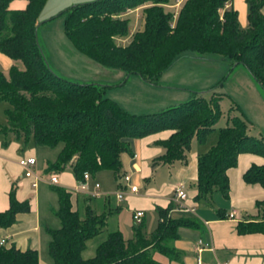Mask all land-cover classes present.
I'll return each instance as SVG.
<instances>
[{
    "label": "trees",
    "instance_id": "16d2710c",
    "mask_svg": "<svg viewBox=\"0 0 264 264\" xmlns=\"http://www.w3.org/2000/svg\"><path fill=\"white\" fill-rule=\"evenodd\" d=\"M11 0H0V53L13 61L7 73L0 71V101L6 104V123L1 132L31 139L37 147L56 148L46 174L69 169L75 180L108 170L118 174L120 154L129 149L128 139L164 129L171 134L158 144L164 153L157 160L183 158L189 141H198L214 130L220 116L218 101L222 93L210 89L208 99L192 92L189 99L157 112L131 113L106 96L110 85L94 81L78 82L54 72L38 40L39 14L47 0H26L23 9L8 8ZM171 0H91L75 3L63 15L62 31L74 49L98 65L120 70L124 76L137 75L157 86L161 73L185 52L197 58L220 59L232 68L241 65L264 94V0H245L246 25L240 27L231 0H181L173 13L166 9ZM142 6L143 27L126 44L116 38L128 33L127 19L120 15ZM193 55V56H194ZM18 62L22 65L20 68ZM229 68V69H230ZM243 116L230 115L217 129L214 144L197 156L194 200L205 205L213 191L227 197V168L236 164L238 153L250 152L264 158V139L247 132ZM247 184L264 188V164H251L243 173ZM57 206L53 214L57 228H46L47 254L52 264H161L154 252L178 259L172 246L179 227L197 228L190 218H170L169 208H156L157 221L145 234L140 221L132 235L119 230L105 233L91 257L83 258L85 241L99 234L105 214L89 208L83 215L71 209L72 191L53 186ZM258 221L239 222L238 233H264V202H257ZM26 200L17 202L9 193V207L0 212V227L14 222L17 212H26ZM35 249L19 250L0 245V264H37Z\"/></svg>",
    "mask_w": 264,
    "mask_h": 264
},
{
    "label": "crops",
    "instance_id": "0c3cea01",
    "mask_svg": "<svg viewBox=\"0 0 264 264\" xmlns=\"http://www.w3.org/2000/svg\"><path fill=\"white\" fill-rule=\"evenodd\" d=\"M86 1L91 0H47L39 17H41V13L49 14L50 17L48 19L43 17L40 19L41 22L39 20L38 29L42 28L37 35L50 68L62 77L73 81L83 80L82 82H90L84 80H86L87 74L96 69L95 64L77 52L64 34L51 33L46 26L53 18V14H59L72 4ZM25 5L26 0H11L8 3V8L20 10ZM230 6L236 11L238 25L245 27L247 15L245 0H231ZM141 8L142 6L129 9L120 15L127 19L128 33L124 37L116 38L117 43H119L118 41L127 43L134 32L142 29ZM261 13L264 14V4L261 7ZM136 16L139 18L137 26H135ZM12 64L11 59L0 53V71L7 73ZM205 68H215V71H221L222 66L221 64L218 66L209 64L192 54L190 58L184 54L179 56L161 73L158 85H152L155 87L154 91H169L168 95L171 96L166 99L167 95L165 97L158 96V99H155L156 102L146 103L138 110L157 112L156 109L159 111L166 108L163 107L165 102L171 104L170 106L176 105L174 103L179 99H189L192 92L210 90L219 82L217 78L220 76V71L219 75L207 80L206 76H203ZM176 70H180L182 76L191 74L193 77H197V79H191L193 85H184L186 86V89L182 88L184 92H176L179 91L176 89H181L178 87V83H168L170 79H167L166 76L170 71L176 73ZM110 73L115 74V72ZM202 76L205 77L206 83L203 78L200 83ZM126 77L117 81L118 83L105 81V84L111 86L106 89L105 94L128 111L115 95H111L109 90L123 84ZM181 78L183 79V77ZM213 81L216 83H212ZM143 83L150 85L144 81ZM190 88L198 91H190ZM219 102L220 99L218 105ZM5 106L6 104L0 101V126L6 123ZM212 131L201 141L193 136L189 141L188 149L183 152V158L167 162L157 160V157L164 153V148L158 142L166 139L172 130L164 129L128 139L129 149L120 154L121 166L118 174H113L108 170L99 171L89 176L86 181L89 189L92 188L94 182H98L99 189L103 193L98 197L89 196L79 190V181L75 180L69 169L54 173L57 176V183L50 184L48 182L50 174L45 172L46 163L55 158L57 151L49 155V150L46 147L35 146L31 139L23 141L21 136L0 131V212L9 207L10 191L13 192L17 202L26 200L28 203L26 212H17L12 224L0 227V239L4 240L3 245L6 247L12 245L19 250L35 249L38 256L37 264H52L47 254L49 237L46 228L59 226V220L53 214V210L57 206V196L52 189L53 186H59L72 191L69 198L71 209L78 210L80 215H83L88 208L94 214H105L102 230L105 228V233L119 230L125 238L132 235L134 222L131 216L135 210L143 212L140 221L144 224L145 234L150 233L155 227L157 221L155 209L158 207H168L167 215L170 218L194 219L198 223L197 228L179 227L177 238L171 243L180 254L178 259H168L156 252L152 254V258L161 264H264V233H238L236 231V225L239 222L261 219V212L256 207V203L264 202V188L255 183L243 182L241 176L251 164H264L262 156L250 152L238 153L235 166L227 168L225 171L228 180L227 197H223L218 191H213L210 194L208 205L194 200L197 156L206 152L214 144L216 135L213 138H208ZM23 156L35 158L33 171L39 178L35 187L30 185L32 178L24 177L21 168L17 165V160ZM123 175H129V184L136 186V193L127 192L128 188L122 179ZM178 185L183 187L186 194L183 200L185 209L179 208L173 199L174 188ZM118 190H123L125 193L120 200L114 195ZM44 255L47 258L43 259Z\"/></svg>",
    "mask_w": 264,
    "mask_h": 264
},
{
    "label": "rangeland",
    "instance_id": "374dc122",
    "mask_svg": "<svg viewBox=\"0 0 264 264\" xmlns=\"http://www.w3.org/2000/svg\"><path fill=\"white\" fill-rule=\"evenodd\" d=\"M180 2L181 0L169 1L166 9L170 10L174 16ZM138 15L140 14L138 13ZM40 16L41 17H39V20L43 19V17L44 19H48L50 17L49 14L46 13L45 14L41 13ZM138 22H139V18L136 16L135 26L138 25ZM62 25H63V15L53 14V18L48 23L46 28H49L51 33L58 32L60 34H63ZM39 28L40 29L37 30V35H38V31H40L42 27ZM118 42L126 43V41L123 42L118 41ZM191 54H192L191 52H185L184 56H188V58H190ZM202 60H204L205 62H209V64H214L215 66H218L220 64L222 66L221 71L220 70L215 71L216 67L214 69L205 68L203 75L206 76L208 80L215 75H219V71H220V76L219 78H217V81H220L221 85H217L216 87L213 88V90L215 92L222 93L219 102L220 116L214 124V131H212L208 135V138L215 137L216 135L215 132L217 131V129L227 124L230 115H235V116L242 115L243 118L248 121L247 132L256 137H263L264 139V94L261 91V89L258 87L256 82L253 80V78L239 64L230 68V66L226 63V61L220 60L219 58L218 59L202 58ZM92 62L93 64H95L96 69L92 70L91 73L87 74L85 78L86 80L84 81H94L99 84H105V81H112V83H116L117 81L122 80L123 77H126L124 76V73L120 70L108 69L98 65L93 60ZM18 64L21 68L22 65L19 62ZM110 72H115V74H112ZM182 75L183 74H181L180 70H176V73L170 71V73L166 76L168 77L167 79H170L168 83H178L177 85L181 89H176L179 90L176 92H184V89H182L183 87L186 89V86L184 85H193L194 83L192 84L191 79L192 78L197 79V77H193L191 74L185 76ZM203 76L200 77V83L202 78L204 83H206L205 77ZM181 77H183V79ZM75 81L82 82L83 80H75ZM212 83H216V82L213 81ZM149 86L145 85V83H143V81L140 79L139 76L129 75L126 77L125 82L123 84L114 86L109 90L111 91V95H115L118 101L121 103V105H123L129 112L131 111L132 113L139 114V113H148V112H144V110H138L140 106H143L146 103L156 102L155 99L156 98L158 99V96L165 97L167 95L165 99L171 96L168 95L170 94L169 91H154L153 88L155 87H153L152 85ZM190 89H189L190 91L192 90L198 91L193 88ZM167 90H171V89H167ZM200 93H202V95L206 99H208V97L211 95V91L208 89ZM177 101L178 102H175L174 104H179L185 100L179 99ZM163 105H164L163 107H167L170 106L171 104L169 103L166 104L165 102L163 103ZM156 111H158V109H156ZM46 149L49 150L48 154L51 155L57 151L58 147L53 149L50 148H46ZM104 237H105V228L96 236L88 239V241L85 243L86 247L81 253V256L83 258L91 257L94 254V248L96 244L99 243L101 240H103ZM45 258H47L46 255L43 256V259Z\"/></svg>",
    "mask_w": 264,
    "mask_h": 264
},
{
    "label": "built area",
    "instance_id": "2783aa9c",
    "mask_svg": "<svg viewBox=\"0 0 264 264\" xmlns=\"http://www.w3.org/2000/svg\"><path fill=\"white\" fill-rule=\"evenodd\" d=\"M17 165L21 168L24 177H31L32 178L30 185H31V187H35L37 184V181L39 180V178L34 174V171H33V166L35 165V158L32 156L20 157L17 160ZM88 179H89V174L87 172H83L82 173V179L79 181V190L83 191L85 194L92 196V197H98V196L102 195L103 193L99 189L98 182H94L92 185V188H90V189L87 187L86 181ZM122 179L128 188L127 192L128 193H136V191H137L136 186L129 184V175H123ZM48 182L50 184L55 185L57 183L56 174H54V173L50 174L48 177ZM124 194L125 193L123 190H118L117 192H115L114 195L118 200H120ZM185 197H186V194L183 191V187L181 185L176 186L174 188L173 199L175 200V202L179 208L185 209V206L183 204V200L185 199ZM142 214H143V212L141 210H135L132 213L131 218H132L134 224H138L140 222ZM229 216H231V214H229ZM3 243H4V240L0 239V245H3Z\"/></svg>",
    "mask_w": 264,
    "mask_h": 264
},
{
    "label": "water",
    "instance_id": "95a60500",
    "mask_svg": "<svg viewBox=\"0 0 264 264\" xmlns=\"http://www.w3.org/2000/svg\"><path fill=\"white\" fill-rule=\"evenodd\" d=\"M39 26V23L37 24V26L36 27H38Z\"/></svg>",
    "mask_w": 264,
    "mask_h": 264
}]
</instances>
